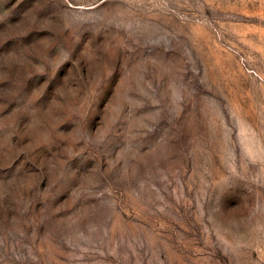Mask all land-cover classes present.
<instances>
[{"label": "rangeland", "instance_id": "obj_1", "mask_svg": "<svg viewBox=\"0 0 264 264\" xmlns=\"http://www.w3.org/2000/svg\"><path fill=\"white\" fill-rule=\"evenodd\" d=\"M0 264H264V0H0Z\"/></svg>", "mask_w": 264, "mask_h": 264}]
</instances>
